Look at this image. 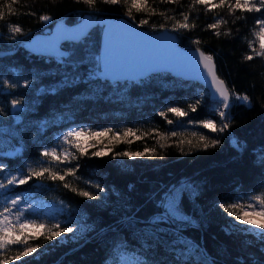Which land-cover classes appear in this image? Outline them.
I'll return each instance as SVG.
<instances>
[{"label": "trees", "instance_id": "16d2710c", "mask_svg": "<svg viewBox=\"0 0 264 264\" xmlns=\"http://www.w3.org/2000/svg\"><path fill=\"white\" fill-rule=\"evenodd\" d=\"M128 7L123 0L118 5L97 0L94 9L80 0H17L13 13L4 9L0 50L12 52L0 55V164L25 172L29 166L38 167L40 152L54 144L56 133L72 125L132 128L138 136L143 134L140 139L129 137L131 144L122 139L110 148L114 152L154 148L156 153L136 158H114L112 153L95 158L89 153L66 165L78 168L66 182L78 191H89L98 197L95 200L80 197L60 181L45 180L41 187L33 179L17 187L62 200L90 228L80 241L48 243L41 237L35 240L38 252L9 264H120L121 250L135 253L139 264H264V237L229 228L220 208L264 195V58L244 59L251 54L248 44L259 31L255 20L264 18V10H206L202 5L192 7V0H148V11L133 9L130 19L139 25L147 19L141 27L149 31L160 25L171 29L177 21L183 22L184 15L196 25L174 32L179 43L211 55L219 76L234 93L227 110L229 127L211 132L189 123L205 119L221 123L220 105L201 83L165 71L132 80L101 77L95 71L99 69V25L78 41H65L67 54L62 57L35 54L24 46L27 38L56 20L73 23L87 14L129 18ZM41 14L51 19L42 22ZM220 19L227 23L208 28ZM9 23L21 26L22 34L13 37ZM8 37L14 39L13 45L6 42ZM193 40L201 43L195 45ZM26 81L27 88L23 87ZM235 95L248 96L250 103L236 100ZM13 99L22 101V111L12 109ZM198 101L197 111L191 112L188 106ZM169 107H179L188 115L177 119L168 113L174 121L169 125L160 116ZM171 131L184 133L183 139L192 144L181 145V137H172ZM192 132L218 143L205 149ZM8 149L15 151L8 153ZM173 195L176 216L166 212ZM17 250L12 246L0 255H14Z\"/></svg>", "mask_w": 264, "mask_h": 264}, {"label": "snow or ice", "instance_id": "6c2138e0", "mask_svg": "<svg viewBox=\"0 0 264 264\" xmlns=\"http://www.w3.org/2000/svg\"><path fill=\"white\" fill-rule=\"evenodd\" d=\"M83 4L87 5L89 8H95L97 0H80ZM107 5H118L122 0H101ZM162 2H170V0H162ZM17 3V0H10L8 3H0V20L5 17V7L8 13L14 12L13 5ZM123 3L128 4L127 15L129 18H133V9L137 12L148 11V0H123ZM196 5H202L206 10H211L214 8H224L227 7L230 13H235L237 10L240 12H256L260 13L264 10V0H234V3L230 0H219V3H215L214 0H192V7ZM155 14V10H151ZM35 15V13H29ZM242 17H237L240 19ZM51 17L47 14H41L39 20L42 22H48ZM167 19V18H166ZM189 16H183V22L177 21L171 27V29L165 28L164 25H160L159 31L167 32H178L180 30H191L196 25L194 23L190 24ZM227 21L220 19L215 23L208 25L210 29H218L221 24H225ZM90 21L85 20L79 28L75 30L60 28L58 35V40H79L87 35V30ZM148 20H140V26L147 25ZM255 25L258 27L259 31L254 32V40L250 41L248 44L249 49H251V54L245 55L244 59L246 61H252L254 57L264 58V18H258L255 20ZM126 27V26H125ZM155 29V26H153ZM8 31L13 37L16 34H22V28L19 25H13L9 23L7 25ZM117 34L123 35V41L117 44ZM217 36L221 35L219 31L215 33ZM229 33H225L228 35ZM193 44L199 45L201 42L199 40H193ZM258 44V49L255 46ZM129 45H140L141 50L138 55L126 56L125 53L130 52ZM55 51V45H54ZM198 54V59L196 55H192L189 61L188 53L182 52L176 48L174 40L169 36L153 37L147 38L143 33L132 31L131 29L115 28L110 26L105 34V49L103 58V71L107 74H123L128 71H132L138 68H142L145 65H159V66H183L187 67L188 70L197 78L205 80L209 85L210 92L216 97V102L220 105L218 110V116L221 123L218 125L215 121L211 119H205L202 121H189V123L196 125L198 123L199 127L208 129L211 132H224L228 127V112L227 110L231 107L230 100L234 93L227 87L224 80L220 79L217 75L216 66L213 62V57L206 54L199 47L195 49ZM181 61H185V64H181ZM202 69V70H201ZM5 83H7L5 81ZM29 82H25L23 87L27 88ZM235 99L242 101L244 103H250L248 96L235 95ZM22 101L19 99H13L11 101V107L13 110H20ZM197 104H190L188 108L191 112L197 111ZM171 113L177 119L186 117L188 112L182 110L179 107H169L167 112H161L160 116L163 117L167 124L172 125L174 121L167 118V114ZM109 134L111 136L109 137ZM143 134H141L142 136ZM141 136L137 135V131L132 128H127L122 130L120 133L113 132L111 128H106L102 131H91L84 129H73L67 131V133L62 138V143L67 145L61 151H57L56 148L43 149L40 152L41 161L38 162V167H28L25 172L22 169L18 170L14 174H8L7 165L0 164V174H4L0 177V197L5 198L2 209H0V253H7L8 250L15 245L21 246L19 250L15 252L14 255H0V264H9V261H19L24 257H28L33 253H36L40 248L39 244L30 243L31 241L40 239L43 237L47 241H52L54 238L61 237L64 233H72L75 231L70 226H61L59 222L52 224L37 223L33 219H28L25 213L28 210L34 208L33 202H28L24 197L23 193H18L13 196L8 197L7 193L3 190H8L10 187H21L28 185L33 179L40 181L39 186H43V181L49 180L52 182L60 181L64 188H71V191L76 192L80 197L87 198L89 200H95L98 197L91 194L89 191L77 190L75 187L66 182L65 178L68 176H76L78 171L77 167H66L59 168V165L71 164L73 160L78 159L80 156H88L89 153L91 157L99 158L103 157L109 153H112L115 157H145L155 155V149H145V151H119L114 152L113 148L104 145L103 148L98 147V145L103 144V138L109 137V144L113 142H119L121 137L127 144H131L132 140L129 137H134L140 139ZM172 137H181L179 143L183 145L187 142L189 145L192 144V140L185 141L183 139L184 133L171 131ZM191 136L198 138V142L203 144V147L207 149L210 146H215L218 141L215 139H210L204 134L198 132H192ZM161 140L165 139L163 134H160ZM94 141V142H92ZM161 148L164 144L160 145ZM91 149H96L91 151ZM57 165V167H53ZM100 192L104 189L99 185H95ZM220 208L229 217H233L234 220L241 225H248L252 228H257L264 233V195H255L247 203L234 202L228 204H221ZM166 212L172 216L177 215L175 196L173 195L170 200L167 201Z\"/></svg>", "mask_w": 264, "mask_h": 264}, {"label": "water", "instance_id": "95a60500", "mask_svg": "<svg viewBox=\"0 0 264 264\" xmlns=\"http://www.w3.org/2000/svg\"><path fill=\"white\" fill-rule=\"evenodd\" d=\"M85 20H89L90 24L87 30V34L89 30L95 26L99 25L101 28L100 31V47H99V64H100V73L99 75L103 78H107L110 80H118V79H137L142 78L148 74L154 73V72H160L165 71L169 72L175 76H179L186 79L195 80L202 85H204L210 95L216 99V97L210 92L208 83L205 82V80L197 78L194 76L187 67H181V66H173V67H167V66H159V65H145L142 68H138L132 71L125 72L123 74H105L103 71V58H104V49H105V34L107 29L112 26L115 28H123L125 30L131 29L132 31L143 33L145 37L147 38H153V37H161V36H169L172 37L175 43L176 48H178L182 52H187L189 61L192 55H196L198 59V54L195 52V49L197 47H189L184 46L179 43L177 36L172 31L162 32L159 30L155 31H149L138 24H136L133 20L128 18L125 15H118V16H96V15H84L77 21L73 23L65 22L64 20H56L52 26H47L43 31H38L34 34H32L29 38H27L24 42V46L29 51L35 53V54H42L47 56H54V57H62L63 55L67 54V49L64 48V42L65 41H78V40H67V39H61L58 40V35H62L59 33L60 28H67L71 30H75L80 27L81 24L85 22ZM126 26V27H125ZM58 34V35H57ZM82 39V38H81ZM123 35L117 34L116 40L117 44H119L121 41H123ZM80 40V39H79ZM54 45H55V51H54ZM130 52L125 53L126 56H135L138 55L141 46L140 45H129ZM200 48V47H199ZM202 51L203 49L200 48ZM11 50H0V55L10 53ZM213 62L216 66L217 71V65L213 58ZM185 61H181V64H185ZM202 70V69H201ZM217 75L218 71H217ZM220 77V76H219ZM220 79L224 80L220 77ZM225 81V80H224ZM226 83V82H225ZM227 85V84H226ZM228 87V85H227ZM229 88V87H228ZM231 101V100H230Z\"/></svg>", "mask_w": 264, "mask_h": 264}, {"label": "rangeland", "instance_id": "374dc122", "mask_svg": "<svg viewBox=\"0 0 264 264\" xmlns=\"http://www.w3.org/2000/svg\"><path fill=\"white\" fill-rule=\"evenodd\" d=\"M53 23L54 22H52V24L48 25V26H52ZM138 25H139V23H138ZM43 30H41V31H43ZM6 40H7L6 42H8L9 45H13L14 39L8 37V38H6ZM7 47H9V46H7ZM211 120L215 121L214 119H211ZM73 129L102 131L106 128L105 127L93 128V127H90L89 125H72L66 129H63L60 132L56 133L54 144L49 145L45 148H47V149L56 148L57 151H61L64 147H67V145H64L62 143V138L67 133V131L73 130ZM112 130H113V132H116V133L121 132V131H117L115 129H112ZM110 136H111V134H109V137ZM109 137L103 138V144L98 145V147L103 148L104 145H108V147H110L114 142L112 144H109ZM122 139H123V137H121V140ZM92 142H94V141H92ZM233 142L235 143L234 139H233ZM14 151H15V149H8V153H10V152L13 153ZM142 151H145V150H142ZM133 152H135V151H133ZM53 167L55 168V167H57V165H53ZM58 167L59 168H66V165H59ZM17 171L18 170H11V169L7 168L8 174H14ZM3 176H4V174H0V177H3ZM16 188L17 187H10L8 190H3V191H5L7 193L8 197L13 196V195L18 194V193H23L24 197L26 198V200L28 202H33L34 208L32 210H28L25 213L26 218L33 219L37 223H45V224H49V225L52 223L59 222L61 224V226H70L73 229H75V231L72 233H64L61 235V237L54 238L52 241L46 240V242L57 243V242L80 241L87 236V232L90 228L89 224H87L86 221L84 219H82V217H74L72 210L70 209V207L65 202H63L62 200H59V199H56V200L47 199V198L41 196L39 193H37L34 190H30V189L17 190ZM250 199H251V197L246 198L245 200H237L236 202L247 203ZM4 201H5V198L0 197V209H2ZM226 218H227V225L229 228L241 230L244 232H251L255 235L264 237V233H262V231L260 229L252 228V227H249L248 225H241V224L237 223L233 217H229L227 214H226ZM30 243L38 244L35 240L31 241ZM20 247L21 246H19V245H15V248L18 250L20 249ZM38 250H37V252H38ZM119 263L120 264H139L137 262L136 254L133 253L132 251H125V250H121L119 253Z\"/></svg>", "mask_w": 264, "mask_h": 264}]
</instances>
